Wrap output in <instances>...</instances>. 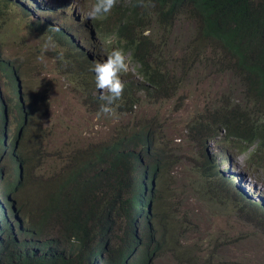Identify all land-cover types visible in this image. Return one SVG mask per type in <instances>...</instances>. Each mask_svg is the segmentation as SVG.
<instances>
[{"label":"rangeland","instance_id":"374dc122","mask_svg":"<svg viewBox=\"0 0 264 264\" xmlns=\"http://www.w3.org/2000/svg\"><path fill=\"white\" fill-rule=\"evenodd\" d=\"M23 1L0 0V11L5 14H0V30H4L0 32V56L19 64L28 93L38 88L46 91L35 106L41 136L35 139L40 145L38 159L34 162L32 152L24 153V144L18 150L30 168L29 174L52 179L54 173L70 163L66 156L70 151L85 150L108 140L119 126L129 124L132 129L136 120L145 119L164 160L160 173L167 186L156 194L166 199L167 215L172 212V221L179 225L175 251L196 256L198 264L208 258L212 264H264V153L250 154L251 145L237 151L206 139L212 118L215 127H219L215 111L220 106H226L229 114L239 111L248 122L255 120V109L264 106V102L262 98L247 97L245 81L233 72L221 46L198 35L196 18L181 17L169 32L157 26L151 31L153 42L167 54L164 59L168 71L180 84L169 90L164 99L151 102L143 98L132 114L121 116L117 109L116 122L105 118L97 121L100 93L91 82L89 68L75 66L79 80L64 72L57 59L61 52L52 50L55 46L53 41L47 42L50 35L46 32L61 17L72 21L79 15L86 16L88 1L81 0L82 6L80 0H37L39 8L33 10L31 17L43 24L41 30L17 24L15 17L23 20ZM107 48L118 45L103 46L101 53ZM125 56L129 71L122 80L134 75L130 73L132 68L137 71L131 56ZM3 72L0 67V87L9 99L10 113L15 115L16 100L9 94L11 83L7 75L2 76ZM79 82L82 85L78 87ZM13 130L11 125L9 135ZM33 135L31 132L27 136L32 144ZM224 153H229L228 160L220 159ZM249 155L254 157L251 161ZM227 176L232 177L234 184L224 179ZM214 182L220 190L214 189ZM159 218L164 217L159 214ZM168 249L166 246L153 264H179ZM184 262L188 264L186 256Z\"/></svg>","mask_w":264,"mask_h":264},{"label":"clouds","instance_id":"9594fccd","mask_svg":"<svg viewBox=\"0 0 264 264\" xmlns=\"http://www.w3.org/2000/svg\"><path fill=\"white\" fill-rule=\"evenodd\" d=\"M87 1L89 8L86 16L82 17L79 15L77 20L72 21L61 17L60 21L54 22L57 25L49 26L46 32L50 35L47 37V42L53 41L54 43L55 47L52 50L61 52L57 56V59L64 72L66 70V73L70 77L79 80L80 74L76 67L84 65L89 68L91 82L94 83L96 91L99 90L100 93L99 100L101 104L96 113L97 121L105 118L116 122L119 119L117 109H119L121 116L132 114L143 98H147L151 102L164 99L168 95L169 90H173L180 84V81L173 77L172 72L168 71L167 61L164 59L167 54L162 52L158 44L153 42L151 31L154 26H157L169 32L181 17L189 18L194 16L196 18L198 35L217 42L221 46L224 54L226 56L228 55L233 72L242 79V76L236 71L235 60L229 55L224 42L220 38L204 32L202 17L199 13H189L185 11L183 5H177L175 8H171L170 2H159L158 0H148L146 4L144 0H131L133 3L139 4L135 8L132 7L130 0ZM125 3L127 22H118L117 14L112 15L102 22V17L110 14L116 4H118L120 9ZM80 4L83 6L84 2L80 0ZM43 5L44 3L41 2V6ZM21 8L23 12L20 18L23 20H18L15 17L17 24L22 27L33 25L36 30H41L43 24H38L31 17L33 10L39 8L37 0H24L21 3ZM49 12L52 13L53 9H50ZM0 14L5 15L2 11H0ZM2 20L7 21L5 18ZM112 23H114L115 27L126 24L127 28L125 30L134 31L140 44L138 54L137 52L122 50L120 48L119 44L114 40L115 35L111 29ZM3 31L0 30V32ZM47 42L45 47L47 46ZM112 43L117 44L118 48H107L101 53L103 46L108 47ZM125 53L131 56V63L136 65L137 71L132 68L130 73L134 75H129V77H125L122 80L121 77L129 71V62ZM68 61H70V64L65 63ZM13 62L14 60L0 56V67L4 70L2 76L7 75L9 78L11 83L9 94L16 100L14 106L15 115H12L10 113L9 99L4 97L0 87V183H2L1 181L4 177H7L10 183H18L23 175L30 176L34 182L37 179L45 181L47 178L43 175L37 176L36 174H29L30 168L26 166L27 162L18 150L24 144V153L32 152L34 162L38 159L37 154L40 150V145L35 143V139H39L41 136L39 127L36 125L35 106L43 100L46 91L38 88L36 90L32 89L36 94L28 93L29 90L25 88L26 82L20 66L18 63L14 64ZM225 62H228L227 59ZM134 76L137 78H134ZM80 85L82 84L79 82L78 87ZM220 109L227 108L226 106H220L216 109L217 111L215 112L219 127H215V119L212 118L213 124L211 125L210 134L206 139L211 143L216 142L219 146L227 145L237 151L243 150L247 146L249 147V145L244 143L242 136L238 134L239 129L225 122L217 114ZM136 122L132 129H129V124L119 126L108 140L98 141L101 143L88 146L85 150L79 149V152L70 151L67 153L66 156H68L70 163L64 166L62 170L54 173L52 177H59L60 179L68 174L67 182L61 185L63 197H66L69 192L76 190L85 198L86 178L92 176L102 167L103 160L109 156H105V147L116 139L122 142L119 149L130 148L139 152L136 154L138 162H136V166L128 175V179L132 181L130 196L132 198L137 197L138 187H141L145 194H156L158 192H155V177L151 176L150 168L155 165L160 174L164 160L150 126L148 129H142L143 123L148 121L138 119ZM11 125H14V130L9 135ZM31 132H34V144L29 143L27 139V136ZM139 135H142V137ZM250 145L253 149L255 148L253 144ZM253 152L254 150L250 154ZM228 154L224 153L225 156L219 157L222 160H228L230 157ZM231 178V176H227L224 179L230 182V184H234ZM21 195L23 199L29 198V194L25 191ZM38 196L41 199L44 197L35 188V198ZM241 196L244 197V194H241ZM137 198L138 200L136 203H133V206L137 211L141 210L140 217H144V219L149 217L152 219V215L158 211L155 208L153 198L151 197L150 199L152 200L149 199L147 204H140L139 198L141 197ZM8 224L13 226L11 230ZM22 224L23 219L12 192L0 191V264H16L14 254L19 251L23 240L16 242L8 237L9 234L14 235V232L18 230V226ZM154 224L156 223L153 220H149L148 226L144 229L142 235L139 233V225L132 226V235L137 238L138 243L135 246L132 242H130V246L127 245L129 251H132L120 255V264H133L135 262V256L136 258L148 256L145 264H153L155 257L149 258V254H153V246L157 238ZM117 225H122V234L125 226L123 220L116 221L113 230L114 234ZM110 242L116 243L115 249L126 247V242L122 240L121 236L113 238ZM105 250L102 249L100 254H97L95 250L87 252L84 255L85 263L114 264V261L102 260Z\"/></svg>","mask_w":264,"mask_h":264},{"label":"trees","instance_id":"16d2710c","mask_svg":"<svg viewBox=\"0 0 264 264\" xmlns=\"http://www.w3.org/2000/svg\"><path fill=\"white\" fill-rule=\"evenodd\" d=\"M147 1L144 0V3ZM158 1L170 2L171 8L183 5L185 11L199 13L204 32L220 38L227 46L229 55L234 58L236 71L246 83L247 97L262 98L264 102V0ZM130 2L134 8L139 5L131 0ZM125 9L126 3L120 9L116 4L110 14L102 17V22L116 14L118 22H127ZM126 28V24L115 27L112 23L114 40L122 50L138 54L139 41L134 31L125 30ZM217 114L239 129L238 134L242 136L244 143L253 144V153H264V120L257 116L264 117V106L255 109V120L248 122L237 110H232L229 114V110L220 109ZM149 126L145 122L142 129H148ZM121 143L116 139L106 145L105 156H109L103 160L102 167L97 172L86 178L85 198L76 190L69 192L66 197L62 196L61 185L67 182L68 174L60 179H37L35 182L26 175L18 183H10L7 177L2 179L0 191L12 192L23 219V224L18 226L14 235L9 234L8 237L16 242L23 240L19 251L14 254L16 264H86L84 255L87 252L95 250L100 254L102 249H106L103 261L120 264V255L132 251H129L127 245L130 246V242L134 246L138 243L137 238L132 235V226L139 225V233L142 235L149 220L156 223L154 229L157 232L153 254L150 253L149 258H156L168 246L170 249L167 251L179 264H187L184 262L185 256L188 264H198L196 256L184 250L175 251V233L179 225L172 221V212L167 215L169 206L160 193L145 194L141 187L137 188V197H141L140 204H147L152 197L155 208L159 209L152 215V219L140 217L141 210L134 208L133 203L138 198L130 196L132 181L128 179V175L138 162L136 154L139 152L130 148L119 149ZM253 158L250 156L248 159ZM150 172L155 177V192L160 189L164 192L167 185L163 174H159L155 165L150 168ZM213 185L215 190H220L215 182ZM35 188L40 191V195H44L42 199L40 196L35 198ZM24 191L29 194L30 199L22 198L21 193ZM159 214L164 217L162 220ZM120 219L124 222V230L121 234L122 225H117L114 234V225ZM8 225L11 230L13 226ZM119 236L126 242V247L115 249L116 243L110 241ZM147 257L135 256L133 264H145ZM202 264L212 263L208 258Z\"/></svg>","mask_w":264,"mask_h":264}]
</instances>
